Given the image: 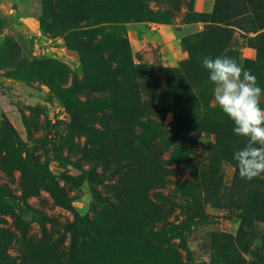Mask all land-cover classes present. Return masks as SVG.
I'll return each instance as SVG.
<instances>
[{"label": "rangeland", "instance_id": "374dc122", "mask_svg": "<svg viewBox=\"0 0 264 264\" xmlns=\"http://www.w3.org/2000/svg\"><path fill=\"white\" fill-rule=\"evenodd\" d=\"M27 1L0 0V264H264L202 64L264 89V0Z\"/></svg>", "mask_w": 264, "mask_h": 264}, {"label": "clouds", "instance_id": "9594fccd", "mask_svg": "<svg viewBox=\"0 0 264 264\" xmlns=\"http://www.w3.org/2000/svg\"><path fill=\"white\" fill-rule=\"evenodd\" d=\"M202 64L214 84V103L233 122V132L247 138L246 146L235 151L233 158L240 177L251 181L264 174V89L234 58L204 57Z\"/></svg>", "mask_w": 264, "mask_h": 264}, {"label": "crops", "instance_id": "0c3cea01", "mask_svg": "<svg viewBox=\"0 0 264 264\" xmlns=\"http://www.w3.org/2000/svg\"><path fill=\"white\" fill-rule=\"evenodd\" d=\"M11 1L17 2V3L22 1V4L23 5H27L28 4V1L27 0H11ZM153 29H155V28H153Z\"/></svg>", "mask_w": 264, "mask_h": 264}, {"label": "trees", "instance_id": "16d2710c", "mask_svg": "<svg viewBox=\"0 0 264 264\" xmlns=\"http://www.w3.org/2000/svg\"><path fill=\"white\" fill-rule=\"evenodd\" d=\"M77 226V225H76Z\"/></svg>", "mask_w": 264, "mask_h": 264}]
</instances>
